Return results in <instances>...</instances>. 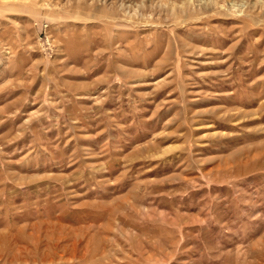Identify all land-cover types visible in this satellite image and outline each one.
<instances>
[{
	"label": "rangeland",
	"instance_id": "1",
	"mask_svg": "<svg viewBox=\"0 0 264 264\" xmlns=\"http://www.w3.org/2000/svg\"><path fill=\"white\" fill-rule=\"evenodd\" d=\"M0 264H264V0H0Z\"/></svg>",
	"mask_w": 264,
	"mask_h": 264
}]
</instances>
